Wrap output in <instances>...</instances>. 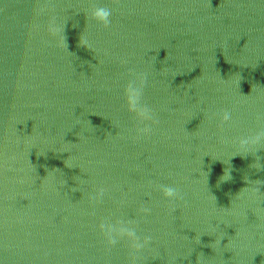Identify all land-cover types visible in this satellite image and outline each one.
Instances as JSON below:
<instances>
[{
	"label": "water",
	"instance_id": "95a60500",
	"mask_svg": "<svg viewBox=\"0 0 264 264\" xmlns=\"http://www.w3.org/2000/svg\"><path fill=\"white\" fill-rule=\"evenodd\" d=\"M0 264H264V0H0Z\"/></svg>",
	"mask_w": 264,
	"mask_h": 264
}]
</instances>
